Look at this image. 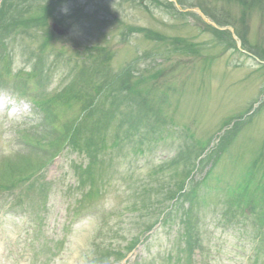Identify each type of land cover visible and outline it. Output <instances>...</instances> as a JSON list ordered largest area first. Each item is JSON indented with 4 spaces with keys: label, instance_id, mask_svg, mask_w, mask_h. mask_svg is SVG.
Listing matches in <instances>:
<instances>
[{
    "label": "rangeland",
    "instance_id": "obj_1",
    "mask_svg": "<svg viewBox=\"0 0 264 264\" xmlns=\"http://www.w3.org/2000/svg\"><path fill=\"white\" fill-rule=\"evenodd\" d=\"M174 1L182 13L167 6ZM214 1L218 3H202L194 9L190 6L197 4L196 0L188 2L186 7L176 0H159L160 3L153 0H59L55 7H33L16 20L17 27L13 24L10 31L16 32V40L8 44L13 45L10 51L14 71L32 67L35 59L27 62L30 49L38 51L41 45H45L42 53L45 71L50 72V81L55 84L64 82L67 74H73L75 64L80 65L78 73L84 72L80 71L83 64H95L93 60L98 57L100 64L93 67V73L89 71L84 75L91 87L98 85L93 87L98 92L107 82L106 78L121 75L129 67L127 70L133 72L129 83L132 88L122 95L126 103L119 112L126 115L127 122H141L136 128L142 132L126 134L134 142L117 157L116 165L130 174V182L120 181L116 185L115 181L110 187L106 185L108 193L104 197L81 198L86 193L73 189L76 178L70 162L78 161L86 166L88 160L83 156L73 152L49 166L46 176L53 182V199L48 203L47 225L39 236L29 235L27 239L35 241L23 250L26 255L37 254L39 262L46 264H185L190 252L195 264H226L239 238L223 229L220 222L215 221L213 212L217 210L218 220L221 219L229 194L240 193L250 199L264 193V164L258 160L264 153V18L258 9L251 11L246 19L247 34L244 29L237 32L239 36L246 34L249 39L239 49L236 40L218 27L222 25L220 19L227 20L231 13L234 14L232 22L237 21L242 8L237 1L231 4L228 0ZM43 16L46 18L42 19ZM51 19L61 22L68 33L59 37L53 35L48 22ZM238 25L241 29L240 22ZM153 34L162 39L153 38ZM5 73L0 67V75L5 77ZM0 83L17 85L13 78L0 79ZM121 89L122 86H117L116 92ZM206 98L210 99L205 103ZM255 98H259L258 102ZM144 99L149 101L148 107L155 110L154 117L149 118L146 113L141 118L133 116L138 115L136 110L142 111L138 104ZM109 102L114 103L116 99L112 97ZM255 102L258 104L252 113L255 112H250L249 116L248 108ZM259 104L262 107L258 109ZM73 109L68 111V116L73 115ZM127 122L126 127L134 129ZM115 127L118 131L116 123ZM154 127V132L150 133ZM10 133V130L0 133V155L9 157L3 163L6 165L1 166L7 178L19 177L18 171L9 166L25 162L16 158L19 146ZM144 139L148 142L143 143ZM179 140L191 144L188 151L191 157L180 159L177 168L156 174L154 166L167 162L160 160L162 154L170 156L175 152ZM141 143L143 163L151 165L136 170L129 160L133 158L132 146ZM203 148H208V155L212 154L195 179L202 186L201 193H209V196L201 194L200 208L204 211L198 219L201 221H197L201 222L198 242H202L203 247L192 251L191 240L179 229L181 221L189 216L179 211L163 222L167 210L162 213L157 207L152 206V209L148 197L139 199L137 193H142L143 185L149 183L150 192L154 193L152 198L165 200L157 193H167L166 186L180 182L196 161L195 152ZM239 183H244V188H237ZM89 186L90 182L81 188ZM127 186L132 188L124 190ZM5 199L6 207L11 197ZM260 203L264 208V201ZM94 207L101 210L97 218L85 217L89 214L86 211ZM74 211L83 212L72 218ZM10 214L11 239L7 243L19 245L26 237L23 229L26 216L20 209ZM192 234L191 231L190 236ZM254 235H247L251 239L245 240L246 245L255 244ZM136 239L138 245L132 252L128 251L126 247ZM32 259L31 264H39L34 257Z\"/></svg>",
    "mask_w": 264,
    "mask_h": 264
},
{
    "label": "trees",
    "instance_id": "obj_2",
    "mask_svg": "<svg viewBox=\"0 0 264 264\" xmlns=\"http://www.w3.org/2000/svg\"><path fill=\"white\" fill-rule=\"evenodd\" d=\"M231 1H237V3H239L242 6V9L244 10V11L241 12V14H242V18L241 19L242 20H244V18H246L247 15L245 14V12L247 11V8L249 6L253 7L254 5L260 4V5L263 6V9H264V0H231ZM263 14H264V12H263ZM229 18L234 19V15L231 13L229 15ZM230 24H233V23H230ZM243 25H245V22L243 23Z\"/></svg>",
    "mask_w": 264,
    "mask_h": 264
}]
</instances>
